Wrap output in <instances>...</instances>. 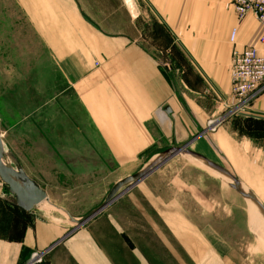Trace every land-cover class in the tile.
<instances>
[{"label": "rangeland", "instance_id": "rangeland-1", "mask_svg": "<svg viewBox=\"0 0 264 264\" xmlns=\"http://www.w3.org/2000/svg\"><path fill=\"white\" fill-rule=\"evenodd\" d=\"M234 21L231 0H0L6 164L74 218L99 208L116 183L173 144L142 124L164 85L195 74L185 66L187 32L196 46ZM204 167L173 159L81 230L116 264H264L251 205ZM48 210L31 213L75 228Z\"/></svg>", "mask_w": 264, "mask_h": 264}, {"label": "crops", "instance_id": "crops-1", "mask_svg": "<svg viewBox=\"0 0 264 264\" xmlns=\"http://www.w3.org/2000/svg\"><path fill=\"white\" fill-rule=\"evenodd\" d=\"M236 26L238 42L240 37L244 39L242 44L236 42L235 48L261 46L264 30L253 15L239 24L234 21L231 27L223 24L217 30L213 28L203 33L198 39L202 42L196 46L194 33L187 32V38L193 40L184 48L185 66L195 74L188 72L180 84L164 85L167 93L157 97L153 114L144 119L142 129L146 133L148 128L150 137H163L173 143L167 149L193 141L190 150L227 169L261 201L264 200V89L244 107L232 108L233 46L228 41ZM156 84L158 86V82ZM31 212L13 201L0 178V264H28L34 255L51 247L43 255L45 263L39 264H116L91 234L81 230L82 227L68 235L71 230L68 232L49 221V216L41 213L35 216Z\"/></svg>", "mask_w": 264, "mask_h": 264}, {"label": "water", "instance_id": "water-1", "mask_svg": "<svg viewBox=\"0 0 264 264\" xmlns=\"http://www.w3.org/2000/svg\"><path fill=\"white\" fill-rule=\"evenodd\" d=\"M193 143L190 142L182 147H172L158 155L157 158H155L149 165H147L144 169L139 171L138 173L129 176L127 178H124L123 180L116 183L113 188L110 190L109 194L107 195L104 203L94 211L90 212L86 216L77 219L72 217L68 211H66L64 208L52 205L50 201L47 199V194L45 191H43L36 183L31 181L24 171L18 166V171H15L9 163L6 164V159L3 156L5 165L9 166L13 169V171L16 174H23V179L21 181L23 182L24 188H31V191L27 192L31 194L36 195L34 197L28 196L23 189H20L15 181H13L7 173L4 171V169L0 166V178L3 181L4 185L6 186L7 190L9 191L10 195L14 198L13 201L17 203L21 208L31 211L34 208L42 209L46 212H48V209L55 208L60 213H65L70 222L74 224L75 229L72 230L68 235H70L72 232L78 230L85 224H87L89 221H91L93 218H95L97 215H99L101 212H103L105 209H107L110 205H112L117 199H119L121 196H123L126 192L131 190L133 187L137 186L141 182H143L146 178H148L150 175H152L155 171H157L159 168H161L163 165H165L170 160L177 158V157H191L197 162L201 163L205 167L213 170L217 174L220 175V177L223 179L224 183L233 189L238 195H240L247 203L255 204L258 208L259 212L264 217V206L262 202L251 192L247 191L243 185L239 182L238 179H236L227 169L224 167H221L220 165L214 163L213 161L207 159L203 155L196 153L189 149L190 145ZM4 146V145H3ZM3 155H5V150L3 152ZM11 157V156H10ZM9 157V158H10ZM10 160H14L13 157H11ZM25 204L27 206H25ZM67 235V236H68ZM65 239V238H63ZM63 239L58 241L56 244L61 242ZM52 248V247H51ZM48 249L47 251L43 252L45 254L46 252L51 250Z\"/></svg>", "mask_w": 264, "mask_h": 264}, {"label": "built area", "instance_id": "built-area-1", "mask_svg": "<svg viewBox=\"0 0 264 264\" xmlns=\"http://www.w3.org/2000/svg\"><path fill=\"white\" fill-rule=\"evenodd\" d=\"M239 23L250 14L254 15L264 30V0H231ZM237 28L231 33L232 50V85L231 97L233 109L244 107L264 87V33L260 38V47L235 48ZM41 253L34 255L28 264L42 262Z\"/></svg>", "mask_w": 264, "mask_h": 264}, {"label": "bare ground", "instance_id": "bare-ground-1", "mask_svg": "<svg viewBox=\"0 0 264 264\" xmlns=\"http://www.w3.org/2000/svg\"><path fill=\"white\" fill-rule=\"evenodd\" d=\"M4 145V146H3ZM5 150V144L3 143V140H2V137L0 135V166L4 169V171L7 173V175L17 183L18 187L20 189H23V191L30 197H34L36 195L35 194H31L29 192L26 191V189L28 191H31L32 189L31 188H24L23 185V182L21 181V179H23V174H16L12 168H10L9 166L5 165L4 163V159H3V152ZM198 163V162H197ZM205 169H207L208 171H211L213 172V170L209 169V168H206L204 167ZM21 183V184H20ZM244 187V186H243ZM245 188V187H244ZM246 189V188H245ZM251 205V208H252V211L254 212L252 215V219H251V227L252 229L256 230V232L260 231V229H264V217L263 215L259 212L258 208L256 207L255 204H252V203H249ZM25 206H27L25 204ZM36 209V208H34ZM53 210H56L55 208H51ZM58 211V210H56ZM59 212V211H58ZM48 214H51L50 211L47 212ZM60 213V212H59ZM62 215H64V217L66 219L69 220L68 216L65 214V213H61ZM52 215V214H51ZM79 219V218H78ZM70 221V220H69ZM75 229V228H74ZM73 229V230H74Z\"/></svg>", "mask_w": 264, "mask_h": 264}]
</instances>
